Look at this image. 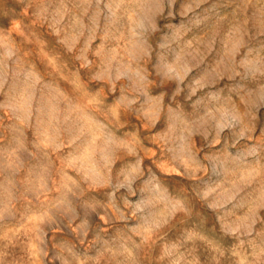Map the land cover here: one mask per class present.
<instances>
[{
    "label": "rangeland",
    "instance_id": "374dc122",
    "mask_svg": "<svg viewBox=\"0 0 264 264\" xmlns=\"http://www.w3.org/2000/svg\"><path fill=\"white\" fill-rule=\"evenodd\" d=\"M0 264H264V0H0Z\"/></svg>",
    "mask_w": 264,
    "mask_h": 264
}]
</instances>
